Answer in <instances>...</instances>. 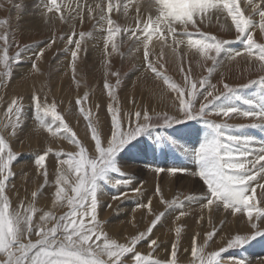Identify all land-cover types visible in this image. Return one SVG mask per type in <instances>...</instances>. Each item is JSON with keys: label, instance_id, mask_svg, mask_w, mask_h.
I'll return each instance as SVG.
<instances>
[{"label": "rangeland", "instance_id": "374dc122", "mask_svg": "<svg viewBox=\"0 0 264 264\" xmlns=\"http://www.w3.org/2000/svg\"><path fill=\"white\" fill-rule=\"evenodd\" d=\"M114 1L122 4L120 0H113L116 4ZM40 2L41 0H0V57L6 51L10 65V72L7 75H0V135H3L15 157L10 164L13 175L6 187V195L10 202L9 210L23 211L24 209L20 207L21 202L25 208L33 206L36 210L33 223L41 224L46 229L51 228L55 220L42 222L40 217L44 213L60 217L70 211L67 199L57 200L55 194L58 187H63L66 195L72 196V186L76 182L75 174L68 172L67 184L62 183L58 186L56 179L60 174L58 169L65 171L68 169L66 164L61 165L59 161L68 159L66 154L78 152L79 147L65 138L63 133L52 136L48 126L55 130L59 127V122L51 115L41 113V119L44 121V126H41L33 102L34 96L39 97L42 105L45 102L47 105L53 102L56 104V109L64 122L75 133L80 145L85 147L88 156L92 157L94 141L86 115H90L92 124L101 134L103 142L104 138L111 134L109 105L119 109L127 127L128 114L136 111L147 110L153 116L165 113L169 116L177 115L180 91L184 92V99H190L188 92L191 91V83H195L201 93L195 97L194 107L198 111L201 104L207 103L205 99L207 92H212L213 96H216L225 91L223 87L225 83L236 87L264 76V67L258 59V53L254 51L250 57L243 48L240 56H235L232 52L234 54L230 61L223 63L220 61L223 56L221 53L218 57L219 64L212 72L208 83L204 88H200V82L209 76L208 69L212 67L213 62L205 59L194 47L188 45V37H176L184 41L176 44L173 42V34L167 33L165 25H161L164 34L162 36L157 32L150 41H147L148 57L145 59L146 41L136 27L137 19L147 20L149 15L155 18L154 8H139V4L134 1L132 6H127L126 14L123 7L120 10H113L110 14L114 21L113 27L121 29L114 37L117 48L113 50L112 42L108 43L107 49L105 48L106 21L103 24V31L96 24L99 16L97 5L105 6L102 8L108 15L106 11L108 0H58V3H61L60 12L55 10L47 12L45 8L44 16L41 15ZM32 7L35 10H32ZM89 8L92 9L91 12ZM251 13L252 10L244 12L246 16ZM258 23L259 21L257 26ZM184 30L183 25L176 26L177 32ZM187 31L213 35L217 39L229 41V44L244 41L235 39L237 33L227 13L205 15L195 26L189 24ZM82 32L91 35H86L81 40L78 56L73 61L71 51L75 50V44H69L68 37L79 40V34ZM258 33L254 30L253 38L257 43L264 44V32L260 30ZM192 38L201 37L193 35ZM229 44L226 46L228 49L232 46ZM148 62H151L152 68L148 66ZM134 66L137 68L136 71L133 69ZM3 71L4 65L0 63V73ZM157 72L160 75H157ZM106 83L108 88L105 87ZM170 85H176L177 88L174 89ZM211 85H215V88ZM252 87L260 91L259 84H253L249 88ZM249 88H241L239 94ZM253 98L259 97L257 95ZM14 99L22 106V116L15 129L9 121L15 123L16 117L14 113L8 112ZM78 99L81 100L79 105ZM231 104L239 106L242 110L247 109L242 100L227 103L222 98L216 101L217 106H232ZM205 119L230 125L260 123L258 118L242 115L231 114L225 117L212 108L207 111ZM197 123L205 128V132L197 138L198 142H191L192 149L189 150L186 141L192 140H184L178 130L182 127H188L187 131L195 130L191 127ZM5 125L8 127L5 128ZM210 132L203 120L190 119L171 127L150 129L127 145L118 154L117 161L121 172L124 173L123 178H130V184L113 186L115 180L122 177L111 174V182H101V190L97 193V219L101 222L103 232L118 243L130 245L132 237L142 232L146 233L147 229L152 227V221L160 216L161 219L153 227L150 237L140 241L135 246V251L153 259L167 261L172 258L175 243L178 246L177 264H191L194 260L191 255L193 238L196 246L203 247L206 254L226 247L227 240L237 234L251 235L256 231L252 228V223L257 224L260 231H264V221L256 219L255 214L250 222L243 211L234 213L218 203L207 205V200L202 198L207 192V187L198 175H192L191 172L198 171V168L188 153L197 143L200 144L209 136ZM229 133L253 136L257 150L264 147L261 145L264 142V127L232 128ZM142 146H146L148 150L158 151L161 159L158 165L148 164L144 157L141 158ZM49 149L51 151L43 167L36 165L35 160L38 156ZM149 153L153 155V152ZM194 166L195 169L183 173L168 172V169L173 167L187 169ZM157 168L164 171L157 173ZM263 179L264 173H257V180L252 185L256 188L252 203L260 208H264V188L260 187L264 185ZM136 188L141 189L139 194L134 191ZM33 192L37 193L36 197H33ZM251 194L249 190V195ZM114 196L119 198L113 199ZM174 200L182 201V207H169L170 202ZM149 201L150 207H138L148 205ZM181 211L184 212L183 216L179 215ZM178 227L181 229L179 237L175 231ZM213 229L216 230L215 235L208 240L206 234ZM28 239L34 242L38 237L33 232L30 237L26 236L23 242L27 243ZM151 239L157 240V245L150 247ZM259 243L264 247V235L257 236L243 248H230L223 254V259L228 261L229 258H242L245 264H264V252L260 251L259 254L253 255L250 253L252 251H248L250 247L257 248ZM122 259L125 260V264H134L132 254H126Z\"/></svg>", "mask_w": 264, "mask_h": 264}, {"label": "snow or ice", "instance_id": "6c2138e0", "mask_svg": "<svg viewBox=\"0 0 264 264\" xmlns=\"http://www.w3.org/2000/svg\"><path fill=\"white\" fill-rule=\"evenodd\" d=\"M150 7L155 9V18L149 15L147 20L137 19V29L143 36L145 49V59L148 57V43L153 34L160 32L163 36L164 29L161 25H165L167 33L173 34V42L181 44L182 39L176 37H188L187 44L194 47L205 59L212 60L213 65L208 69L209 76L205 77L200 82V88H204L208 83L212 72L219 64L218 57L221 53H225L231 58L233 53L227 49L229 41L217 39L213 35H208L197 31L192 33L187 31V26L191 24L195 26L198 20H203L206 14L214 11L216 14L227 13L231 18V23L236 30V40H244L245 52L248 56H252L255 51L258 53V59L264 67V44H259L253 38V31L257 27V21L252 16L259 15L258 27L261 32H264V7L254 3V0H247V4L252 7V13L245 15L240 7V0H148ZM45 8L47 12H60L61 3L58 0H46ZM120 3H113V0H108L107 13L97 5L99 16L96 24L103 31V24L107 23V36L105 37V48L108 43L112 42L113 50H116L117 45L114 42V37L121 31L119 27H113L114 21L111 18L113 10H120ZM125 14L127 13V5L123 6ZM92 9L89 8V12ZM64 18L63 16L61 17ZM183 25L185 30L176 31V26ZM127 31V30H126ZM86 35L80 33L79 40H73L68 37L69 44H75V50L71 51L73 61L78 56L81 48V40ZM135 35V31H133ZM193 35H198L199 39H193ZM6 40V37H4ZM214 53V54H213ZM42 54V53H41ZM239 51L235 52V56H240ZM19 62V61H17ZM0 63L4 65L3 73L7 75L10 72L7 52L0 57ZM148 66L152 68L151 62ZM35 67V65H33ZM155 70V69H153ZM157 75H160L157 72ZM119 82V81H118ZM167 82V78L165 79ZM253 84L260 85V91L257 98H243L239 94L241 88H249ZM108 88V84H105ZM174 89L176 85H170ZM215 88V85H211ZM225 91L219 95L213 96L212 92H207L205 99L207 103L200 105L199 110H195V97L200 95V91L195 83H191V91L188 92L190 99H184V92L180 91L179 97V112L177 115L169 116L168 114L150 115L147 110L136 111L129 113L127 117V127L124 125V117L120 114L118 108L109 105V113L111 116L110 136L105 137L103 142L101 134L93 126L90 115H86L89 120V127L92 132V140L94 141V155L89 157L85 147L80 145L75 133L64 122L63 117L56 109V104L44 105L40 103L39 97L34 96L33 102L37 110V119L41 126H44V121L41 119L43 115H51V117L59 122V127L55 130L48 126V131L52 136H57L61 133L65 134V138L76 143L79 151L76 153L66 154L68 159L60 160L61 165L68 166L67 171L58 169L60 174L57 176L56 183H68L67 174L72 172L75 174L76 182L72 186V196H67L63 187H58L56 191L57 200L67 199L70 211L60 217H55L51 213H44L40 220L46 222L49 219L55 220V224L51 228H44L41 224L33 223V215L35 208L33 206L24 207L21 202L23 211H10L9 198L6 195L7 182L13 175L10 170V164L15 159L11 149L9 148L3 135H0V264H125L122 259L126 254H132L134 264H177V244H173L172 258L167 261L153 259L148 255L141 254L135 251V246L142 240L150 237L153 227L161 219L157 216L152 221V227L147 229L146 233H140L131 238L130 245L118 243L116 240L110 239L103 232L101 222L97 219L98 199L97 193L101 190V182H111V174H118L121 179H116L113 186H127L130 184V178H123L124 173L118 165V154L129 145L138 136L148 132L150 129L171 127L177 123H183L190 119L203 120L206 126L211 130L210 135L206 136L199 144L198 148L190 152L198 171L192 172L193 176L198 175L203 184L207 187V192L203 199L207 200V205L213 203L222 204L224 209H231L234 213H246L248 220L251 222L255 214L256 219L264 221V208L258 207L252 203L255 199L256 188L253 187V182L257 180V173H264V147L259 150V153L253 157V151L249 145L253 143V138L249 136L232 135L229 130L232 128L245 127H264V76L258 80H251L248 84L238 85L236 87L225 83L223 85ZM111 94V93H110ZM212 97V99H207ZM226 101H243L247 105L246 110H242L237 106L216 105V101L220 99ZM77 104H81V100H77ZM212 108L218 114L225 117L231 114L242 115L244 117L258 118L260 123L250 125H230L228 123H216L205 119L207 111ZM8 112L14 113L16 117L15 123L11 120L12 128L19 124V119L22 116V106L14 99L9 106ZM182 117V118H181ZM157 121L153 123V121ZM159 121H162L160 123ZM8 125H5L7 128ZM6 149L7 152L5 151ZM51 150L40 154L35 160V164L43 167L46 157ZM59 155V154H57ZM255 170V171H254ZM164 171L157 168L156 172ZM183 168H170L168 172H186ZM46 175V173H45ZM264 188V185H260ZM251 190V195H249ZM134 191L139 194L141 189L136 188ZM159 192V188H157ZM64 194V195H62ZM36 197L37 193H32ZM121 195H124L121 193ZM114 196L113 199H118ZM196 199V197H190ZM148 205H138V207H150ZM182 207V201L174 200L170 202L169 207ZM180 216L184 215L181 211ZM87 218V219H85ZM179 219V217H177ZM252 228L256 229L251 235L237 234L227 240L226 247L219 248L218 251H212L205 254L203 247L196 246L195 238H193V246L191 255L194 260L191 264H245V261L240 258H229L228 261L223 259V254L230 248H243L251 240L257 236L264 235V231L258 229L257 224L252 223ZM177 237L181 229L176 228ZM33 232L38 237L34 242L28 239L27 243L23 242L24 238L30 237ZM216 230L207 233V239L211 240L215 235ZM157 240H149V246L157 245Z\"/></svg>", "mask_w": 264, "mask_h": 264}, {"label": "bare ground", "instance_id": "6f19581e", "mask_svg": "<svg viewBox=\"0 0 264 264\" xmlns=\"http://www.w3.org/2000/svg\"><path fill=\"white\" fill-rule=\"evenodd\" d=\"M121 1V7H123L125 4L127 5V6H132V4L134 3V1L135 2H137L139 5V8H145V7H150V5L149 4H147L146 5V3H148V0H120ZM115 2V1H114ZM41 5H40V8H41V15L42 16H44V11H43V9H45V3H46V0H41ZM115 3H117V2H115ZM254 3L255 4H257V5H260L261 7H264V0H254ZM32 6H33V4H32ZM133 6H135V5H133ZM34 7V6H33ZM32 7V10H35L34 8ZM103 8H105V6H102ZM240 7L242 8V10L245 12H247L248 10H252V7L251 6H249L248 4H247V0H240ZM149 9V8H148ZM250 12V11H249ZM29 15H31V14H29ZM206 15H208V16H214V15H216V13L214 12V11H210L208 14H206ZM252 18L254 19V20H256V21H259V15L258 14H256V15H254V16H252ZM44 19V18H43ZM215 19V18H214ZM215 24H216V22H215ZM98 28V27H97ZM255 31H257V33L259 32L260 33V29H259V27L257 26L256 27V29H255ZM258 33V34H259ZM156 35V34H155ZM153 41H154V39H153ZM229 45H232L231 46V48L229 49V50H231L232 52H236V51H241L243 48H245V46H244V41H240V43H230ZM139 49H141V48H139ZM228 49V48H227ZM168 50V49H167ZM191 51V50H190ZM233 53V54H234ZM201 56V55H200ZM199 59V58H198ZM222 60V61H221ZM220 61L223 63V62H226V61H230V58L229 57H227L226 56V54L225 53H223V56H222V58L220 59ZM221 63V64H222ZM257 87V86H256ZM256 87H252V88H249V89H247V90H245V91H243L241 94H240V96L241 97H244V96H248L249 98H253V96H257L258 95V89L256 88ZM205 94V93H204ZM227 103H229L228 101H227ZM229 105V104H228ZM232 105V104H231ZM227 106V105H226ZM239 107V106H238ZM247 107V106H246ZM195 128V130H190V131H187L188 130V127L186 128V127H182L181 129H179L178 131L180 132V134L184 137L183 139L184 140H192V141H186V146H188L189 147V150L190 149H192V146H191V142H198V137H200V136H202L203 135V133L205 132V128L204 127H202L199 123H197L196 125H193L192 127H191V129L192 128ZM249 133H251V131L249 130ZM187 135H193L194 137H190V138H188V137H186ZM252 135H254L253 133H252ZM256 135V134H255ZM253 137V136H252ZM262 139V138H261ZM263 140V139H262ZM258 143V142H257ZM197 144H199V143H197ZM196 144V146L194 147V149H196L197 147H198V145ZM258 145V144H257ZM261 145H264V142H262L261 143ZM249 148H250V150H252L253 151V156H255L257 153H259V151L257 150V148H256V146H255V143H252L250 146H249ZM254 149V150H253ZM192 151V150H191ZM149 152H153V155L152 154H150ZM187 153V152H186ZM189 154V157H191V155H190V152L188 153ZM174 156H175V154H174ZM142 157H144V159H145V161H146V163H148V164H152V165H158V162L159 161H161V159H159V154H158V151H154L153 149H150V150H148V148L145 146H142L141 147V158ZM166 156H164V158H165ZM183 161H185V159L183 158ZM145 165V164H144ZM175 165V164H174ZM147 168V167H146ZM193 168L195 169L196 168V166H194V167H187V170H193ZM149 169V168H148ZM150 170V169H149ZM192 173V172H191ZM190 176V175H189ZM193 178V177H192ZM193 180V179H192ZM196 180V179H195ZM264 180V179H263ZM192 183V182H191ZM207 217V216H206ZM238 220V219H237ZM236 220V221H237ZM233 221H235L234 219H233ZM241 222V221H240ZM232 223H230V225H231ZM235 224V223H234ZM237 224V223H236ZM248 249V247L246 248V250ZM249 252L250 251H252V252H250L251 254H253V255H257V254H259V252L260 251H262V252H264V247L259 243L258 244V247L257 248H252V247H250L249 248V250H248Z\"/></svg>", "mask_w": 264, "mask_h": 264}, {"label": "crops", "instance_id": "0c3cea01", "mask_svg": "<svg viewBox=\"0 0 264 264\" xmlns=\"http://www.w3.org/2000/svg\"><path fill=\"white\" fill-rule=\"evenodd\" d=\"M134 68H135V69H134ZM133 69H134V71H136V70H137L136 66H134Z\"/></svg>", "mask_w": 264, "mask_h": 264}]
</instances>
